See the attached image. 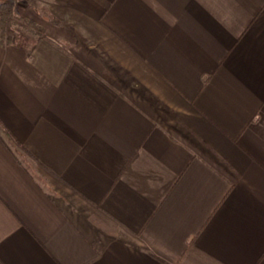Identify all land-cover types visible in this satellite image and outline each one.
Here are the masks:
<instances>
[{"label":"crops","instance_id":"0c3cea01","mask_svg":"<svg viewBox=\"0 0 264 264\" xmlns=\"http://www.w3.org/2000/svg\"><path fill=\"white\" fill-rule=\"evenodd\" d=\"M16 12L47 31L0 29V264H264V0Z\"/></svg>","mask_w":264,"mask_h":264},{"label":"trees","instance_id":"16d2710c","mask_svg":"<svg viewBox=\"0 0 264 264\" xmlns=\"http://www.w3.org/2000/svg\"><path fill=\"white\" fill-rule=\"evenodd\" d=\"M53 23H58L56 19ZM21 28V30L19 29ZM0 29L2 39L17 47H25L32 39L29 35L46 34V28L16 12V0H4L0 5ZM28 30L31 34L25 32Z\"/></svg>","mask_w":264,"mask_h":264},{"label":"rangeland","instance_id":"374dc122","mask_svg":"<svg viewBox=\"0 0 264 264\" xmlns=\"http://www.w3.org/2000/svg\"><path fill=\"white\" fill-rule=\"evenodd\" d=\"M4 0H0V5H1V3L3 2ZM19 0H16V9H17V2H18ZM38 7V6H37ZM38 11H43V8H38L37 9ZM42 13H44V12H42ZM41 15H44V14H41ZM29 19V18H28ZM54 18L53 17H49L48 16V20L50 21V22H53L52 20H53ZM31 20H33V21H35L34 19H31ZM36 23H38L37 21H35ZM39 25H41L42 26V24H40V23H38ZM44 27V26H43ZM45 28V27H44ZM20 30H21V28H19ZM25 32L26 33H29V34H31L28 30L26 31V29H25ZM30 37H37V36H32V35H29ZM167 114V113H166ZM166 117H168L167 118V120L170 122V124H173L174 126H175V128L177 129V128H179V127H182L181 125H179V123H178V121H177V119L176 118H174V116L172 115V114H167L166 115Z\"/></svg>","mask_w":264,"mask_h":264}]
</instances>
